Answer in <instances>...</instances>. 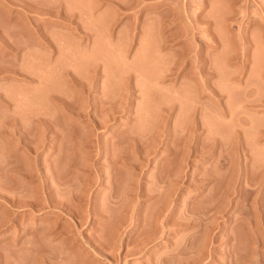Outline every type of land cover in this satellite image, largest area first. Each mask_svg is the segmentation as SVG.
<instances>
[{
  "label": "rangeland",
  "instance_id": "1",
  "mask_svg": "<svg viewBox=\"0 0 264 264\" xmlns=\"http://www.w3.org/2000/svg\"><path fill=\"white\" fill-rule=\"evenodd\" d=\"M261 261L264 0H0V264Z\"/></svg>",
  "mask_w": 264,
  "mask_h": 264
},
{
  "label": "bare ground",
  "instance_id": "2",
  "mask_svg": "<svg viewBox=\"0 0 264 264\" xmlns=\"http://www.w3.org/2000/svg\"><path fill=\"white\" fill-rule=\"evenodd\" d=\"M123 6H124V5H123ZM123 6H122V7H123ZM120 7H121V6H120ZM151 7H152V6H151ZM154 7H155V5H154ZM123 8H124V7H123ZM125 9H127V7H126ZM125 9H124V11H125ZM117 10H118V9H117ZM121 10H122V9H120V11H121ZM116 13H118V12H116ZM120 13H122V12H120ZM166 23H167V22H166ZM169 23H170V22H169ZM165 26H166V25H165ZM171 36H172V35H171ZM179 61H180V60H179ZM181 61H182V60H181ZM179 63H180V62H179ZM184 63H185V62H184ZM202 64H203V63H202ZM203 65H204V64H203ZM181 66H182V65H181ZM199 66H200V65H199ZM183 67H184V65H183ZM201 67H202V66H201ZM204 67H205V66H204ZM200 71H201V69L197 72V74H200V76H201V74L203 75V72H205L204 69H203V67H202V71H203V72L199 73ZM206 74H207V72H206ZM204 75H205V73H204ZM96 77H97V76H96ZM205 77H206V76H205ZM74 81H75V80H74ZM67 82H68V81H67ZM76 82H77V81H76ZM78 82L80 83L81 81H78ZM68 83H70V82H68ZM79 83H78V84H79ZM84 83H85V82H84ZM84 83H83V84H84ZM81 84H82V82H81ZM83 84H82V85H83ZM68 85H69V84H68ZM89 85H90V84H89ZM89 85H87V86H89ZM77 86H78V85H77ZM79 86H81V85H79ZM83 86H84V85H83ZM83 86H82V87H83ZM90 86H91V85H90ZM85 87H86V86H85ZM90 88H91V87H90ZM83 90H85V89H83ZM87 90H88V89H87ZM100 102H101V101H100ZM102 103H103V105H107L109 102H106V103L101 102V104H102ZM67 104H68V103H67ZM68 105H69V104H68ZM109 105L111 106V104H109ZM69 106H70V105H69ZM110 106H109L108 108H110ZM70 107H71V106H70ZM98 107H99V106H98ZM101 107H102V110L100 109ZM96 108H97V107H96ZM96 108H95V110H96ZM100 108H98V109H99V111H100L101 114H103V112H105V110H107V108H106L105 110H103L104 106H102V105H100ZM123 108H124V107H123ZM123 108H121V110H122ZM74 109H75V108H74ZM66 110H67V109H66ZM109 110L111 111V109H109ZM109 110H107L108 113H110ZM112 110H113V112H114V109H113V108H112ZM96 111H97V113H96V112H95V113H96L97 115H99V114H98L99 111H98V110H96ZM119 111H120V110H119ZM66 112H67V111H66ZM76 112H77V111H76ZM78 112H79V111H78ZM84 112H85V111H84ZM117 112H118V111H117ZM68 113H71V112H68ZM72 113H73V111H72ZM74 113H75V112H74ZM74 113H73L72 115H74ZM95 113H94V114H95ZM108 113H105V115H107V119L110 120L111 117L108 118L109 115H110V114H108ZM114 113H115V112H114ZM77 114H78V113H77ZM84 114H85V113H84ZM111 114L114 115V114L112 113V111H111ZM82 115H83V114H82ZM97 115H96V116H97ZM103 115H104V114H103ZM103 115H102V116H103ZM100 116H101V115H100ZM102 116H101V117H102ZM98 117H99V116H98ZM104 117H105V116H104ZM104 117H103V118H104ZM94 118H95V117H94ZM94 118H92L91 120H94ZM103 118H101V121L104 122ZM114 118H115V117H114ZM96 119H97V118H95V120L93 121V122H94V127H96V126L99 124V123L96 121ZM98 119H99V118H98ZM98 119H97V120H98ZM39 120H40V119H39ZM39 120H38V122H40ZM105 120H106V118H105ZM98 121H100V120H98ZM43 122H45V120H44ZM43 122L41 121V123H43ZM93 122H92V123H93ZM106 122H107V120H106ZM47 123H48V122H47ZM47 123L45 122V124H47ZM88 123H89V122H88ZM101 123H102V122H101ZM107 123H108V122H107ZM107 123H106V125H107ZM39 124H40V123H39ZM43 124H44V123H43ZM48 124H49V123H48ZM48 124H47V125H48ZM104 124H105V122H104ZM91 125H92V124H90V126H91ZM99 125H100V124H99ZM99 125H98V126H99ZM43 126H44V125H42V128H43ZM45 126H46V125H45ZM45 126H44V127H45ZM98 126H97L96 128H101L103 125H102V126L100 125L101 127H98ZM104 126H105V125H104ZM109 126H111V125H109ZM106 127H108V126H106ZM45 128L50 129L49 126H48V127H45ZM51 128H52V127H51ZM109 128H110V127H109ZM43 129H44V128H43ZM52 129H53V128H52ZM48 131H49V130H48ZM50 131H51V130H50ZM92 131H93V130H92ZM95 131H96V130H95ZM136 143H137V142H136ZM24 146H26L25 143H24ZM28 146H29V145H28ZM25 148H26V147H25ZM26 149H27V148H26ZM112 162H113V161H112ZM52 173L54 174V172H52ZM260 190H262V189H260V187H259L258 191H260ZM46 195H47V194H46ZM48 196H50V194H49ZM48 196H47V199H48V198H49V199H48L47 201H49V203L52 204L53 202H55V201H53V200H52L50 197H48ZM51 204H50V205H51ZM220 211L222 212L223 210L221 209ZM73 219H74V218H73ZM74 221H75V220H74ZM74 221H73V222H74ZM54 222L56 223V221H54ZM57 222H58V220H57ZM60 222H62V221H60ZM75 223L78 224L79 222H78V221H75ZM53 224H54V223H53ZM62 224H64V223H62ZM70 224H71V223H70ZM54 225H55V224H54ZM54 225H52V226H54ZM57 225H58V224H57ZM68 225H69V223H68ZM52 226H50L51 228L49 227V229L47 228L46 230H47V231H49L50 229H52V230L54 229V230H55V228L52 227ZM61 226H62V225H61ZM69 226H70V228H71V225H69ZM55 227H56V225H55ZM58 227H59V226H58ZM63 227H64V226H62V228H63ZM60 228H61V227H60ZM68 228H69V227H68ZM68 228L64 227V230H65V229H68ZM72 228H73V226H72ZM33 229H34V228H33ZM73 229H74V228H73ZM31 230H32V229H31ZM42 230H43V229H42ZM52 230H51V231H52ZM68 230H69V229H68ZM70 230H71V229H70ZM70 230H69V231H70ZM35 231H36V230H35ZM38 231H39V230H38ZM56 231H57V230H56ZM56 231H53V232H56ZM60 231H61V230H60ZM60 231L57 232V233L59 234V236H60ZM65 231H66V230H65ZM69 231H68V232H69ZM68 232H67V233H68ZM34 233H35V232H34ZM43 233H45V231H42V233L40 232V234H43ZM57 233H56V234H57ZM64 233H65V232H64ZM38 234H39V233H38ZM61 234H63L62 231H61ZM54 235H55V234H54ZM54 235H53V236H54ZM55 236H56V235H55ZM69 236H70V235H69ZM56 237H57V236H56ZM70 237H71V236H70ZM31 238H32V237H31ZM34 238H35V237H34ZM34 238H33V239H34ZM39 238H41V237H39ZM39 238L36 236L35 239H37V240L40 241ZM67 238H68V237H67ZM33 239H32V240H33ZM35 239L33 240L34 243L37 242ZM213 239L215 240L214 237L211 238L212 241H213ZM30 240H31V239H30ZM41 240H42V238H41ZM210 243H211V242H210ZM37 245H38V243H37ZM35 246H36V245L34 244V247H35ZM31 247H32V246H31ZM38 247H40V246H38ZM41 247H42V246H41ZM232 247H233V246H232ZM63 248H64V247H63ZM63 248H62V249H63ZM230 248H231V247H229V249H230ZM30 249H31V248H30ZM32 250H33V249H31V251H32ZM36 250H37V248H36ZM38 250H39V249H38ZM85 250H86V249H85ZM227 250H228V249H227ZM232 250H233V248H232ZM60 251H61V250H60ZM60 251H59V252H60ZM211 251H212V250H211ZM229 251H230V252H229ZM233 251H234V250H233ZM233 251H231V249L228 250L229 253H232V256H233ZM253 251H254V249H253ZM234 252H235V251H234ZM36 253H37V252H35V254H36ZM41 253H42V251H41ZM60 253H61V252H60ZM64 253H65V252H64ZM64 253H63V251H62V254H63V255H64ZM239 253H240V252H239ZM239 253H238V254H239ZM39 254H40V253H39ZM58 254H59V253H58ZM62 254H61V255H62ZM211 254H212V253H211ZM238 254H237V251H236V253L234 254V256L239 257V261L241 262V261H242V258L244 259L245 257H244L243 254H242L243 257H241V256H242L241 253L239 254V256H237ZM36 255H37V254H36ZM59 255H60V254H59ZM202 255L204 256L203 253H202ZM240 255H241V256H240ZM42 256H43V255H42ZM44 256H45V255H44ZM203 256H202V257H203ZM34 257L36 258V256H34ZM34 257H33V259H34ZM40 257H41V256H39V258H40ZM240 257H241V258H240ZM233 258H234V257H233ZM36 259L38 260V255H37V258H36ZM36 259H34L35 262H36ZM236 259H237V260H236V263H239V262H238V258H236ZM240 259H241V260H240ZM43 260H44V259H43ZM234 260H235V259H234ZM45 262H46V260H45ZM261 262H262V261H261ZM229 263H231V262H229ZM236 263H231V264H236ZM241 263H242V262H241ZM48 264H49V263H48ZM58 264H59V263H58ZM90 264H91V263H90ZM257 264H258V263H257ZM259 264H264V263L262 262V263H259Z\"/></svg>",
  "mask_w": 264,
  "mask_h": 264
}]
</instances>
